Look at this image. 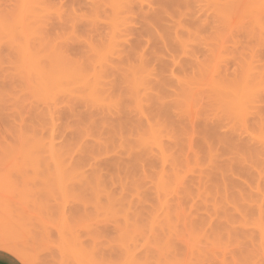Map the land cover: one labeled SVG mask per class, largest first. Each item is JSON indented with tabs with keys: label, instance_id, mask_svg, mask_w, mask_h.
<instances>
[{
	"label": "rangeland",
	"instance_id": "374dc122",
	"mask_svg": "<svg viewBox=\"0 0 264 264\" xmlns=\"http://www.w3.org/2000/svg\"><path fill=\"white\" fill-rule=\"evenodd\" d=\"M25 2L0 0V264H264V0ZM248 69L256 102L231 116L220 79L243 90ZM157 121L163 148L192 140L177 163Z\"/></svg>",
	"mask_w": 264,
	"mask_h": 264
},
{
	"label": "bare ground",
	"instance_id": "6f19581e",
	"mask_svg": "<svg viewBox=\"0 0 264 264\" xmlns=\"http://www.w3.org/2000/svg\"><path fill=\"white\" fill-rule=\"evenodd\" d=\"M32 1H34V0H32ZM250 1H251V0H250ZM38 2H39V0H38ZM25 3H26V5H25L26 7H24V8H25L26 11H27V8H28V7H27V2H25V0H24V4H25ZM29 4H31V2H30ZM263 5H264V4H263ZM33 8H34V7H33ZM263 8H264V7H263ZM263 8H262V9H263ZM34 11H35V10H33V12H34ZM259 11H260V10H259ZM27 12H29V11H27ZM35 12H36V11H35ZM260 12H261V11H260ZM29 14H30V13H29ZM34 16H35V14H34ZM29 17H30V16H29ZM259 21H260V20H259ZM25 24H26V23H25ZM25 24H24V25H25ZM182 41H185V40H182ZM184 44H185V42H184ZM101 51H102V50H101ZM101 51H99V52H101ZM99 52H98V53H99ZM103 54H104V53H103ZM101 56H102V55H101ZM106 58H107V61H108V60H109V59H108L109 57L107 56ZM31 59H35V58H31ZM101 59H102V58H101ZM27 60H28V59H27ZM102 60L104 61V59H102ZM33 62H34V61H33ZM33 62H32V63H33ZM48 62H49V61H48ZM50 62H52V61H50ZM97 62L102 63V65H104V63L107 64L106 61L103 63V62H101L100 59H99ZM108 62H109V61H108ZM30 63H31V61H30ZM35 63H36V62H34V64H35ZM80 63H81V62H79V65H78L79 67H78V68H76V67L73 68V70H74V69H77L76 71H74V72H72V73H71V72H70V73H69V72H66V74H68L69 77H73V78H71V79H75V78H77L76 82H75V80H73V84H76V83L78 82L79 85H77V86H79V87H77V89L82 88L83 91H85L86 96H88V98H89L90 100H92V101H93L94 103H96V104L99 103V104L103 105V102H106V100H107V98H106L107 96H105V98H106V100H105V98H103L104 96H102V95H104V93H101V92H100V90L103 89V88H101L102 86H100L102 82H101V80H99V79H101L100 77H102V75L99 74V76H98V74H96V73H98V71H96L97 68H96V69L93 68V71H94L95 75H94V73L91 74V71H90V73H88L89 71H86L87 68L84 67V66H81L82 64H80ZM142 63H143V62H142ZM34 64H33V65H34ZM33 65L31 66V68H34ZM41 65H42V64H41ZM46 65H47V64H45L44 66H46ZM54 65H55V64H54ZM56 65H57V63H56ZM56 65H55L54 69L57 67ZM59 65H60V64H59ZM75 65H76V64H75ZM95 65H98V64H96V62H95ZM34 66H35V65H34ZM42 66H43V65H42ZM80 66H81V67H80ZM142 66H143V65H142ZM48 67H49V66H48ZM48 67H47V68H48ZM62 67H63V66H62ZM82 67H84V68H82ZM94 67H95V66H94ZM100 67L102 68V66H100ZM104 67H105V65H104ZM45 68H46V67H45ZM51 68H53V67H51ZM68 68H69V66H68ZM68 68H67V69H68ZM85 68H86V69H85ZM215 68H216V67H215ZM36 69H37V71H38V72H36V73H39L38 68H36ZM48 69H49V68H48ZM48 69H47V70H48ZM59 69H60V67H59ZM67 69H66V71H67ZM69 69H70V68H69ZM32 70H35V68L32 69ZM42 70H43V69H42ZM47 70H46V71H47ZM71 70H72V68L70 69V71H71ZM89 70H92V69H89ZM98 70H99V69H98ZM46 71L44 72L45 75H48L47 73H51V72H52V70H48V71H51V72H48V71H47V73H46ZM53 71H54V70H53ZM57 71H58V70H57ZM61 71H63V70H61ZM95 71H96V72H95ZM99 71H100V70H99ZM212 71H213V70H212ZM34 72H35V71H34ZM134 72H135V71H134ZM134 72H133V73H134ZM52 73H53V72H52ZM58 73H59V72H58ZM58 73H57V74H58ZM62 73H64V72H62ZM73 73H74V74H73ZM209 73H210V72H208L207 75H208ZM257 73H258V72H257ZM40 74H41V76H42V71H41ZM40 74H38V75H40ZM44 74H43V80H42L43 82H44L45 80L48 81V79H49V77H50V76H49L50 74H49L48 77L46 76V78H45V80H44V77H45ZM53 74H54V75L56 74V70L54 71ZM53 74H52V75H53ZM59 74H61V73H59ZM72 74H73V76H70V75H72ZM90 74H91V75H90ZM139 74H140V73H139ZM217 74H218V73H217ZM246 74H248V77H247V79H245V81L247 80V82H245V88H244L243 90H240V91H239L238 88L236 89V87L238 86L236 83H234V84L237 85V86H235V85L233 86L232 84L230 85V83H226V81H222L221 79H220V84H219V85H221L220 87L223 88L224 86H222V85H227V87H231V86H232L233 88H231L230 90H228L229 88L227 89V87L225 86L226 88H225V87H224V88H225L226 90L223 89V90H225V92H224L223 90H220V92H218L219 94L217 93L218 88L216 89L215 86H214L215 88H212V89H214V90H217L216 93H217V95H220V96H222L221 92L223 91V93L225 94V96L230 100V101H227V104H228L229 102H230V103L232 102V103H231L232 105H230V106H231V107H230L231 111L228 110V111H230V114L235 113V114L237 115V112H238V115H241V113H243V109H245V108H244V105H243V102H244L245 99H249V100H247V101H250V102H251V101H252V102H256V101H253V100H255V99H253V98L256 96V94H253V90H255L256 88H253L252 85H253V81H256V80H257L256 83H257V82H258V83L260 82V81H258V79H259L258 77H259V75L262 74V73H259V75H257L258 77H255L256 74H253V69H252V70H251V69H248V72H246ZM74 75H75V78H74ZM131 76L133 77V74H132ZM131 76H130V77H131ZM136 76H138V75L135 74L134 77H136ZM56 77H57V76H56ZM134 77L131 78V79H132L131 81H133V82L131 83V84H132L131 87L133 86L134 88H137V89L132 88L134 92L132 91L131 93H133V95H134V93H137L136 91H138L143 85L146 87L145 89H149V88L146 86V85L149 86V84H145V83L143 84V83H142V82H144V78H141V77L139 78V77H137V78L135 79ZM244 77H245V76H244ZM51 78H52V77H51ZM65 78H66V76H65ZM67 78H68V77H67ZM256 78H257V79H256ZM62 79H63V77H62ZM207 79H208V77H207ZM255 79H256V80H255ZM260 79H261V78H260ZM260 79H259V80H260ZM49 80H50V81H49L50 83H48V84H51V81H53V80H52V79H49ZM57 80H59L58 77H57L56 81H57ZM66 80H67V79H66ZM66 80H64V81H66ZM146 80H147V77L145 78V81H146ZM208 80H209V79H208ZM262 80H263V79H261V81H262ZM60 81H62V80H60ZM99 81H100V82H99ZM129 81H130V80H129ZM188 81H189V80H188ZM221 81H222V83H221ZM236 81H237V80H236ZM263 81H264V80H263ZM66 82H67V81H66ZM69 82H71V83H69V84L72 85V81H69ZM74 82H75V83H74ZM148 82H149V79H148V81H146V83H148ZM186 82H187V81H186ZM189 82H191V81H189ZM223 82H225L226 84H224ZM241 82H243V86H244V81L242 80ZM53 83H54V82H53ZM53 83L50 85V87L53 85ZM62 83H63V81H62ZM231 83H233V82H231ZM246 83H247V84H246ZM248 83H249V84H252V85H249ZM141 84H143V85H141ZM189 84H190V83H189ZM211 84H212V83H211ZM214 84H215V83H214ZM238 84L241 85L240 83H238ZM262 84H264V82H261V85H262ZM60 85H61V82H60ZM140 85H141V87H140ZM183 85L186 86L185 83H183ZM183 85H182V89H184V88L186 89V88L189 87V86L184 87ZM187 85H188V83H187ZM191 85H192V84H191ZM212 85H213V84H212ZM229 85H230V86H229ZM246 85H247V86H246ZM259 85H260V84H257V85L255 84V87H256V86L258 87ZM45 86H47V84H46ZM75 86H76V85H75ZM263 86H264V85H263ZM263 86H262V87H263ZM138 87H139V89H138ZM149 87H150V86H149ZM180 87H181V86H180ZM220 87H219V88H220ZM191 88H192V87H190V89H189L190 91H192ZM77 89H75V87H74V90H77ZM141 89H143V87H142ZM180 89H181V88H180ZM220 89H221V88H220ZM135 90H136V91H135ZM187 90H188V89H187ZM187 90H185V91L187 92ZM189 90H188V91H189ZM257 90L260 92L259 89H257ZM102 91H103V90H102ZM144 91H146V90H144ZM181 91H182V90H181ZM181 91H180V92H181ZM186 92H185V93H186ZM259 92H258V93H259ZM178 93H179V92H178ZM182 93H183V91H182ZM185 93H184V94H185ZM186 94H187V93H186ZM189 94H190V92H188V95H189ZM190 95H191V94H190ZM190 95H189V96H190ZM82 96H83V95H82ZM135 96H136V98H137V95H135ZM141 96H142V95H141ZM220 96H219V97H220ZM138 97H140V95H138ZM192 97H193V96H192ZM192 97H191V99L189 98V100H192ZM217 97H218V96H217ZM248 97H249V98H248ZM186 98H188V97H186ZM258 98H259V96H258ZM137 99L140 100L141 97H140V98H137ZM141 100H144V99L142 98ZM178 100H179V99H178ZM258 100H259V99H258ZM157 101H158V100H157ZM247 101H246V103H247ZM138 102H141V101H138ZM161 102H162V101H161ZM188 102L191 103V101H188ZM230 103H229V104H230ZM246 103H244V104H246ZM229 104H228V107H227V108H229ZM251 104H252V103H251ZM139 105H140V104H139ZM232 106H233V107H232ZM249 106H251V105H249ZM140 107H142V104H141ZM233 108H234L235 110H234ZM250 109H251V108H250ZM247 110H248V108H247ZM235 111H237V112H235ZM231 112H232V113H231ZM247 112H248V111H247ZM247 112H245V113H247ZM249 112H250V111H249ZM250 114H251V113H250ZM250 114H248V115H250ZM252 114H253V112H252ZM236 115H235V116H236ZM238 115H237V116H238ZM231 116H234V115L232 114ZM242 116H243V114H242ZM156 117L159 118V116H156ZM153 118H155V116H154ZM248 118H249V117H248ZM259 118H260V117H259ZM261 118H262V117H261ZM261 118H260V119H261ZM123 119H124V118L119 119L120 121L116 123V126H115V127H122V126H123V124H122V123H123V122H122ZM150 119H151V118H150ZM235 119H237V118H235ZM235 119H234V121L236 122ZM241 119H243V118L240 117V120H241ZM191 120H192V119H191ZM238 120H239V119H238ZM245 120H246V119H245ZM247 120H248V119H247ZM126 121H127V120H126ZM128 121H129V120H128ZM131 121H132V120H131ZM120 122H121V123H120ZM129 122H130V121H129ZM129 122H127V124L124 123V125H125V124L128 125ZM193 122H194V121H193ZM237 122H238V121H237ZM245 122H246V121H244V123H245ZM130 123H131V124H129V125H132V122H130ZM150 123H152V124H149V125H148V127L150 126V127H149V131H152L151 134L154 135L153 137L151 136L150 138H151V140H152V138H153L154 140H156L155 143H154V140H153L152 142H153L154 144H156V143L158 144V146L160 147V151L162 150V155H163V156H165L166 158H167V157L170 158V157L172 156L171 158H173V159L175 160V163H177V162H176V159H177V161H178V158H179L177 155L181 152V151H180V152H177V151H179L178 148L181 147V146H179V145H178V147H177V144H178V143H179V144L181 143V142H179L180 140H179V141H178V140H175V141H177L178 143L175 142V143H174L175 145H173L175 148H177V151H176V152L178 153V154L176 155V156L178 157V158H177V157L175 156L176 153L174 152V150H176V149H174V147H173V151H172V149H171V151H170L168 148H163V147H164V144H163V146H162V143H164V142L161 143V140H162L161 137H162V136H158L159 134L161 135V133H162V129H160V128L162 127V125L160 124V122L157 121V122H154V123H153V122H150ZM156 123H157V124H156ZM240 123H242V122H240ZM244 123H243V125H244ZM121 124H122V125H121ZM158 124H159V127H160V128L158 127V129H157ZM247 124H248V123H247ZM118 125H119V126H118ZM120 125H121V126H120ZM260 126H261V125H260ZM148 127H147V128H148ZM240 127H241V126H240ZM250 127H251V126H249V128H250ZM262 127H263V124H262ZM143 129H144V128H143ZM150 129H151V130H150ZM251 129H252V128H251ZM251 129H250V130H251ZM259 129H260V128H259ZM159 130H161V131H159ZM145 131H146V130H145ZM158 131H159V134H158ZM260 131H261V130H260ZM244 132H245V131H244ZM246 133H247V132H246ZM191 134H192V132L190 133V137H192ZM257 134H259V133H257ZM263 134H264V133H263ZM187 135L189 136L188 132H187L186 136H184V138L188 139V138H187V137H188ZM192 135H193V134H192ZM251 135H252V134H251ZM258 136H259V135H258ZM158 137H159L161 140H160ZM181 137H182V136H181ZM150 138H149V137H147V138L145 137V139L147 140V142H148V140H150ZM157 138H158V140H157ZM182 138H183V137H182ZM204 138H205L206 140H205V139H202V141L206 142V141L208 140V139H207V136H205ZM220 138H221V137H220ZM257 138H258V137H257ZM260 138H261V137H260ZM174 139H175V138H174ZM186 139H185V140H186ZM209 139H210V138H209ZM221 139H222V138H221ZM221 139L218 138V140H220V141H219V142L217 141L219 144L216 142V143H217V146L221 144V142H222ZM254 139H255V137H254ZM146 140H144V138H142V142H141V143H147V142H145ZM163 140H164V139H163ZM185 140H184V141H185ZM188 140H191V138H189ZM188 140H186V141L190 144V146H191V148H192V146H193V145L191 144V143H192V140H191V142H189ZM258 140H259V139H258ZM186 141H185V143H186ZM255 141H256V140H255ZM262 141L264 142V135H262ZM152 142H150V143H152ZM207 142H208V141H207ZM229 142H230V141H229ZM257 142H258V141H257ZM182 143H184V142H182ZM182 143H181V144H182ZM185 143H184V144H185ZM209 143H212V142H209ZM209 143H208V144H209ZM226 143H228V142L226 141ZM232 143H233V142H232ZM260 143H261V142H260ZM208 144L206 143V145H208ZM182 145H183V144H182ZM186 145H187V143H186ZM226 145H227V144H226ZM228 145H230V144L228 143ZM263 145H264V144H263ZM184 146H185V145H184ZM209 146H210L209 148H211V147L214 148V147H215V145H214V147H213L212 144H210ZM232 146H233V145H232ZM250 146H251V145H249V146L247 147V149H248V148L250 149ZM159 147H158V149H159ZM187 147H188V149H191L188 145H187ZM233 147H234V146H233ZM169 148H170V146H169ZM181 148H182V147H181ZM181 148H179V149H181ZM215 148H217V147H215ZM227 148H230V146L227 147ZM244 148H245V149H244L243 151H246V147H244ZM218 149H219V147H218ZM249 149H248V150H249ZM181 150H182V149H181ZM228 150H229V149H228ZM248 150H247V152H248V154L250 155V154H251V153H250L251 149H250L249 151H248ZM252 151H253V149H252ZM171 152H172V153H171ZM213 153H214L213 150H211V152H210V151H209V152L207 151V155H209V157H210V155H211L210 158H211L212 160H210V158L207 159V160H210V162L213 161V159H215V157L217 156V154L215 155V153H214V156H215V157H213ZM181 154H182V153H181ZM198 154H199V153H198ZM244 154H245V153H244ZM244 154H241L242 157L244 156ZM162 155H161V156H162ZM205 155H206V154H205ZM249 155H248V156H249ZM169 156H170V157H169ZM194 156H195V154H194ZM197 156H198V155H197ZM140 157L142 158L143 156H140ZM140 157H138L139 159L136 158V160L141 161V160H140ZM165 157H163V160H165V159H164ZM195 157H196V156H195ZM199 157H200V156H199ZM207 157H208V156H207ZM212 157H213V158H212ZM249 157H250V156H249ZM168 158H167V159H168ZM245 158L248 159L247 156H245L243 159H245ZM194 159H195V158H194ZM243 159H241V160L243 161ZM251 159L253 160V158H251ZM136 160H135V161H136ZM200 160H201V159H200ZM248 160H250V159H248ZM138 161H137V162H138ZM194 161H196V162L198 163V161H199L198 157H197V159H195ZM242 161H241V163H242ZM210 162H209V163H210ZM252 162H253V161H252ZM250 163H251V162H250ZM178 164H179V162H178ZM211 164H212V162H211ZM219 164H220V163H219ZM213 165L215 166V164H212V166H213ZM220 165H221V164H220ZM242 165L245 167L244 164H242ZM218 166H219V165H218ZM240 166H241V165H240ZM177 167H179V166L177 165ZM244 167L241 166L240 168L243 169ZM212 168H213V167H212ZM212 168H211V169H212ZM214 168H215V167H214ZM219 168H220V167H219ZM222 168H223V167H221V169H222ZM225 168H226V167H225ZM175 169H177V171H176ZM175 169H174V170H175V173H178V168L175 167ZM221 169H216V170L221 171ZM245 169H246V167H245ZM174 170H173V171H174ZM222 170L224 171V169H222ZM214 171H215V169H214ZM263 171H264V170H263ZM205 172H206V171H205ZM172 173H173V172H172ZM179 173H180V171H179ZM217 173H218V171H217ZM219 173H220V172H219ZM221 173L223 174V172H221ZM262 173H263V172H262ZM177 175H178V174H177ZM96 176H97V175H96ZM263 234H264V233H263ZM10 247H12V246H10ZM10 247H9V248H10ZM215 260H216V259H215ZM201 261H204V260H201ZM210 261H211V259H210ZM180 262H181V261H179V262H178V261H174V262L171 263V264H200V263H198V262H185V263H184V262L180 263ZM219 262H220V264H236L235 262H231V261H229V260H227V259H225V258H223V259H219Z\"/></svg>",
	"mask_w": 264,
	"mask_h": 264
}]
</instances>
